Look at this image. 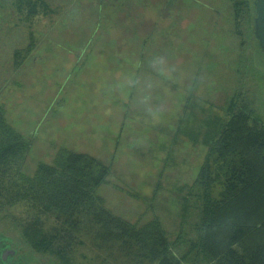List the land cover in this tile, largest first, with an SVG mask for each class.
<instances>
[{
  "label": "rangeland",
  "instance_id": "obj_1",
  "mask_svg": "<svg viewBox=\"0 0 264 264\" xmlns=\"http://www.w3.org/2000/svg\"><path fill=\"white\" fill-rule=\"evenodd\" d=\"M36 1L39 5L34 16L25 12L13 15L8 10L12 0L0 1V109L4 129L13 128L24 135L42 127L32 139L23 171L34 176L39 164L56 163L55 154L62 158V150L91 155L111 166L107 181L97 190L96 205L130 222L140 218L146 223L155 216L174 242L182 203L176 184L191 182L202 159L199 150H190L183 140L178 141L174 162L184 158L185 169H164L160 189L154 195L155 177L162 165L156 160L164 157L155 151L156 145L163 134L167 139L191 89L198 95L196 109L203 112L219 113L227 92L242 84L261 99L257 105L263 107L264 56L252 33L242 39L230 30L229 0ZM101 18L109 29H104ZM100 30L109 39H101L96 49L81 48ZM65 45L69 48H63ZM159 53L168 54L170 63L180 69V76L167 86L163 118L145 122L132 105L111 94L108 85L120 73ZM83 54L88 56L80 62L79 55ZM207 98L218 105L209 108ZM145 150L152 155L140 153ZM62 163L59 160L58 165ZM35 180L39 184L42 181ZM22 210L27 211H19L21 215L29 212L27 207ZM88 213L95 216L96 211L90 209ZM67 216L73 217L74 230L81 229L79 242L86 248L92 245V252H101L104 263L128 264L122 254V238L113 247L105 243L96 247V240L86 231L93 227L91 215L76 218L79 224L72 210L47 211L40 219L43 226L54 229ZM7 221L8 217L4 218ZM187 249L186 243L176 241L174 255L182 258Z\"/></svg>",
  "mask_w": 264,
  "mask_h": 264
},
{
  "label": "trees",
  "instance_id": "obj_2",
  "mask_svg": "<svg viewBox=\"0 0 264 264\" xmlns=\"http://www.w3.org/2000/svg\"><path fill=\"white\" fill-rule=\"evenodd\" d=\"M12 2L14 13L25 12L30 16L35 15L39 5L36 0ZM229 2L230 30L242 39L252 33L257 43L251 0ZM100 21L104 29L110 28L104 19ZM101 33L102 30L95 32L81 48L96 49L101 39H109ZM87 56L79 55L80 62H85ZM244 87L242 84L227 92L219 113L196 109L198 95L191 89L167 139L164 140L166 134H163L162 141L158 140L155 151L164 157L162 161L156 160L162 165L156 164L160 169L153 193L160 189L164 169H185L184 158L174 162L178 141L183 140L190 150H199L202 159L191 182L176 184L182 203L175 243L155 216L146 223L140 218L130 222L96 205L97 190L107 181L111 166L91 155L62 150L64 158L55 154L56 163L39 164L32 177L25 174L24 160L32 150V139L42 127L24 135L13 128L6 130L0 109V235L10 236L46 264H108L104 263L101 252L89 250L92 245L87 244L86 248L79 242L77 233L81 234V229H73L72 216L55 224L54 229L43 226L40 219L47 211L72 210L76 220L92 216L88 211L93 209L96 211L91 221L93 227H87V233L94 237L97 248L104 243L113 247L122 238V254L128 264H264V105L259 107L257 103L261 99ZM208 102L209 108L218 105L215 100ZM152 147L149 148L153 150ZM59 160H63L62 166L58 165ZM35 178H41V185ZM30 203L36 207L29 206ZM25 207L29 212L21 215L19 211L26 212L22 210ZM7 217L8 221L4 222ZM148 223L151 228L147 227ZM176 241L188 245L182 258L174 255Z\"/></svg>",
  "mask_w": 264,
  "mask_h": 264
},
{
  "label": "clouds",
  "instance_id": "obj_3",
  "mask_svg": "<svg viewBox=\"0 0 264 264\" xmlns=\"http://www.w3.org/2000/svg\"><path fill=\"white\" fill-rule=\"evenodd\" d=\"M180 69L167 53L152 54L143 64L120 73L108 88L132 105L145 122H158L167 111L166 90L179 79Z\"/></svg>",
  "mask_w": 264,
  "mask_h": 264
},
{
  "label": "flooded vegetation",
  "instance_id": "obj_4",
  "mask_svg": "<svg viewBox=\"0 0 264 264\" xmlns=\"http://www.w3.org/2000/svg\"><path fill=\"white\" fill-rule=\"evenodd\" d=\"M6 2V0H0ZM92 3V2H91ZM253 6V0H251ZM103 2H98V5H103ZM11 10L14 13V5L10 4ZM254 8V6H253ZM255 17V8H254ZM254 21V19H253ZM46 264L40 260L37 256L25 251L22 246L13 240L8 235H0V264Z\"/></svg>",
  "mask_w": 264,
  "mask_h": 264
},
{
  "label": "water",
  "instance_id": "obj_5",
  "mask_svg": "<svg viewBox=\"0 0 264 264\" xmlns=\"http://www.w3.org/2000/svg\"><path fill=\"white\" fill-rule=\"evenodd\" d=\"M253 6L255 8L253 34L264 55V0H253Z\"/></svg>",
  "mask_w": 264,
  "mask_h": 264
}]
</instances>
